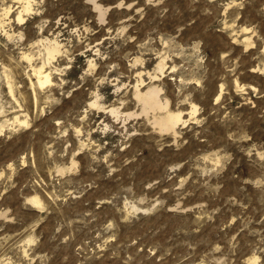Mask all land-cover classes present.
<instances>
[{"label":"rangeland","instance_id":"obj_1","mask_svg":"<svg viewBox=\"0 0 264 264\" xmlns=\"http://www.w3.org/2000/svg\"><path fill=\"white\" fill-rule=\"evenodd\" d=\"M25 4L0 0V264H264V0Z\"/></svg>","mask_w":264,"mask_h":264},{"label":"bare ground","instance_id":"obj_2","mask_svg":"<svg viewBox=\"0 0 264 264\" xmlns=\"http://www.w3.org/2000/svg\"><path fill=\"white\" fill-rule=\"evenodd\" d=\"M22 2V1H21ZM96 4L94 3V6ZM96 7V6H95ZM98 7V6H97ZM101 7V6H100ZM99 8H97V10L99 9L100 11H105V10H101ZM10 8V7H9ZM5 9V8H4ZM31 9V0H26V4L24 7V11L26 13L30 12ZM3 12V11H2ZM12 12V11H11ZM21 12V11H20ZM107 12V11H106ZM105 13V12H104ZM2 15V14H1ZM0 15V16H1ZM30 15V14H29ZM7 18H9L6 15ZM19 21L23 20L22 15L19 14L18 17ZM5 21V20H4ZM7 22V21H6ZM5 23V22H4ZM2 24V20L0 19V25ZM8 24V23H6ZM4 26V25H3ZM3 28V27H2ZM246 29V28H245ZM5 31V30H4ZM6 34V33H5ZM10 36V34H9ZM57 39V38H56ZM246 39V38H245ZM48 41V40H47ZM50 41V39H49ZM59 41V40H58ZM58 41H54V42H50L48 45H44L45 46V52L47 54V64H51L52 60L55 58V56L57 54L60 53V48L62 47V45L60 46V44L58 43ZM248 41V40H247ZM43 42V41H42ZM45 44V43H44ZM62 49V48H61ZM44 54V53H43ZM23 55V54H22ZM26 55V54H25ZM28 58V57H27ZM161 59V57H160ZM25 60V59H24ZM33 60V59H32ZM139 60V59H138ZM137 61V60H136ZM161 61V60H160ZM162 62V61H161ZM160 62V63H161ZM45 64V62H44ZM42 65L41 67L32 70L34 73V76L36 77L38 84L43 87L47 84H51L53 81L51 80V73L48 72L47 70H45V65ZM165 64V63H164ZM51 66V65H50ZM163 65L160 64L159 65V69H160V73L162 69ZM32 68V67H31ZM51 68V67H50ZM53 68V67H52ZM51 70V69H50ZM32 73V74H33ZM53 73V72H52ZM162 74V73H161ZM33 76V75H32ZM153 79V78H152ZM31 80V78H30ZM12 81V80H11ZM139 81V80H138ZM143 82V81H142ZM35 83V82H34ZM33 83V84H34ZM138 83V82H137ZM37 84V85H38ZM12 85V84H11ZM34 86V85H33ZM142 87V86H141ZM12 88V87H11ZM135 88V87H134ZM136 93L135 96L139 101V104L141 103L142 106V110L141 112L145 115H149L152 114L153 115V120H154V125L157 126L161 131H174L176 130V127L181 123L182 121H186V120H182V114H184L183 112H172L169 109V103L168 101L163 102V100H161L160 98V92L161 89L157 88V86H151L149 87L146 91H141L139 89V86L137 85L136 87ZM42 89V88H41ZM116 89V88H115ZM134 96V95H133ZM98 99V98H97ZM167 99V98H166ZM94 106V105H93ZM92 107V106H91ZM112 107V106H111ZM118 109V108H117ZM117 109H111V115H118L119 112ZM197 109L196 106L193 107V113H196ZM123 113V112H122ZM190 113V111H189ZM133 114V113H131ZM136 114V112H135ZM134 114V115H135ZM141 114V113H140ZM119 116V115H118ZM142 116V115H140ZM144 116V115H143ZM116 117V116H115ZM132 117V115L130 116ZM16 119V118H15ZM113 119V118H112ZM126 119V118H125ZM195 119V118H194ZM117 120V119H116ZM119 120V119H118ZM117 120V121H118ZM152 120V121H153ZM22 121V120H21ZM128 121V120H127ZM148 121V120H147ZM17 122V121H16ZM150 122V121H149ZM188 122V121H187ZM124 123V122H123ZM186 124V123H185ZM25 125V124H24ZM124 127V126H123ZM155 128V127H154ZM157 128V129H158ZM108 129V128H107ZM156 129V128H155ZM178 130V129H177ZM176 132V131H175ZM173 134H176L173 132ZM172 134V135H173ZM175 136V135H174ZM33 202L36 205H40V200L38 198H34Z\"/></svg>","mask_w":264,"mask_h":264}]
</instances>
